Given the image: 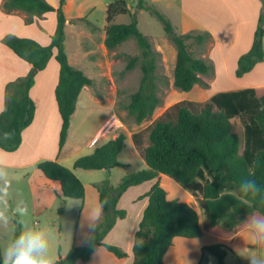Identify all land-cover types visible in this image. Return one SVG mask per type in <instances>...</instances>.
<instances>
[{
  "label": "trees",
  "instance_id": "obj_1",
  "mask_svg": "<svg viewBox=\"0 0 264 264\" xmlns=\"http://www.w3.org/2000/svg\"><path fill=\"white\" fill-rule=\"evenodd\" d=\"M260 1L263 10L259 16L254 42L250 51L238 61L237 78L251 72L258 63L264 61V0ZM138 3L141 10L162 23L165 33L177 49L174 86L189 93L195 86L204 85L202 77L212 76L214 65L206 58L194 57L186 42L194 38L197 43L202 44L206 39L211 41L212 35L208 32L196 36L193 33L178 34L172 22L152 3L146 0H138ZM65 4L66 0H60L59 6L55 8L46 0H4L3 9L6 13L20 10L37 17L49 12L57 14V28L47 46L33 39L12 35L2 40L3 44L32 67L26 77L9 83L6 88V110L0 113V149L6 152L19 149L24 130L33 123L35 104L30 91L35 83V76L47 67L53 56L60 65V78L55 91L63 121L60 150L67 143L81 92L95 83L94 79L69 62L64 45L67 22ZM107 14L109 25L106 48L114 51L134 38L141 50L138 56H120L129 59L127 70L134 69L138 63L141 65L140 86L131 95L126 110L137 126H143L152 121L161 105L156 74L160 53L140 30L135 13L131 14L129 24L112 23L117 16L129 14L126 0H115L109 6ZM27 21L30 23L33 20L29 18ZM80 21L93 26L84 19ZM172 112L176 113L175 119L171 118ZM238 117L243 129V144L240 135L232 127V120ZM136 138L135 134V145L141 150L147 169L125 176L116 187L113 186L110 170L108 171V176L97 185L103 218L95 225L89 243L86 246H72L66 257L53 264L87 261L98 246H104L118 258L127 257V253L121 248L104 242L117 221L126 217V211L118 210L117 204L131 186L158 179L163 175L173 179L192 194L202 195L204 227L201 226L197 210L180 199L171 198L160 180H157L145 196L148 198V205L139 230L135 233L133 251L136 258L141 257L136 264H167L165 256L173 246L175 238L200 241L209 236L220 241H230L241 231H252L255 222L264 219V86L218 93L204 104L180 102L148 127L149 145L146 148L142 149ZM126 140V135L120 133L116 139L98 147L93 154L79 158L74 167L83 170L124 167L118 158L126 148ZM37 167L48 180L60 185V215L64 213L67 200L84 201V184L70 168L53 160L42 161ZM244 181H255L259 192L243 191L241 184ZM222 222L226 225L225 229L221 226ZM15 225L17 229L13 244L22 235L20 220L16 219ZM257 247L259 248L258 245ZM201 252L203 255L210 253L216 256L219 264H226L228 254L234 253L232 248L219 242L202 245ZM0 264H4L1 230Z\"/></svg>",
  "mask_w": 264,
  "mask_h": 264
},
{
  "label": "crops",
  "instance_id": "obj_2",
  "mask_svg": "<svg viewBox=\"0 0 264 264\" xmlns=\"http://www.w3.org/2000/svg\"><path fill=\"white\" fill-rule=\"evenodd\" d=\"M46 1L57 8L60 0ZM114 1L66 0L64 6V14L67 20L64 45L69 62L75 68L82 70L91 79L94 78L83 67V64L97 69L101 64L100 62H102L103 54L109 51L105 46L107 27L109 25L107 12ZM146 1L152 3L176 28L181 29L180 32L183 34L198 31L208 32L212 35L211 47L202 56L210 60L214 65V78L211 80L208 78L211 81L208 82L211 87L202 89L201 92V97H204L206 101H210L218 93L264 86V61L258 63L251 72L243 77H236L240 57L250 51L254 42L259 16L263 10L260 0ZM3 4L4 0H0V105L5 108L7 85L26 77L32 67L3 44L2 40L6 36L12 35L19 38L33 39L39 44L47 46L51 43L52 36L57 28V14L49 12L37 17L20 10L6 13L3 9ZM120 16L124 15L117 16L112 23L129 24L131 22L130 20L129 23H116ZM29 18L33 20L30 23L27 21ZM81 19L90 22L93 26H88L85 22H81ZM68 51H70V56ZM73 55L75 56L72 59ZM74 59H77V61L75 60L74 62ZM233 75H235L236 79L233 78ZM59 78L60 65L56 61L55 56H53L47 67L35 76V83L30 91V96L35 104V116L33 123L23 132L21 146L15 152H6L0 149V209L1 205H8L10 209L12 208L13 214H16V210L26 209L30 211L31 216L41 217L45 212L61 207L62 202L58 197V194L61 193L60 185L48 180L37 167L38 163L42 161H57L63 166L70 168L84 184V201L76 200L71 207H75L77 210V221L75 222L76 238L73 246H86L89 243L95 225L103 218L102 210L100 215L96 216V211L101 209L100 193L97 185L108 176L109 170H83L75 168L74 165L79 157H77V151L84 147L88 149L86 151L87 155H91L98 147L104 144L98 140L101 138L104 127L111 119L108 117V113L102 110L103 120L98 124L94 133L87 137L82 146L74 142L73 120L76 118L81 96L85 93L86 102H89L90 107L100 106L98 98L90 94L88 92L89 87H86L79 96L77 109L72 117L67 143L60 150L59 141L63 121L55 95ZM208 79L203 76L204 82H207ZM121 125L125 127L122 123ZM122 126H116L114 132L117 130L121 131L123 129ZM113 139H109V141ZM127 146L128 140L126 148L118 158L119 162L124 165L121 168H128L130 165L127 161L123 162L120 160ZM131 146L133 153L137 154L135 147ZM80 147L82 148L79 149ZM114 170L110 169V179L113 178ZM79 172H83L80 174L90 179L84 181L79 176ZM95 174L100 175H96L97 178L90 177ZM124 177L121 178V181ZM15 182L21 186L14 185ZM156 182L157 179L131 186L121 196L117 204L118 210L126 211V217L117 221V224L106 236L104 242L121 248L127 253V257L118 258L104 246H98L87 261L79 260L75 264H136L138 258H136L133 251L135 233L139 230L140 222L148 205V198L145 196ZM112 184L116 187L120 183ZM65 204L67 207L65 209L68 210L69 203L66 202ZM66 212L64 210V213L60 216L62 219L65 218ZM11 224L13 229H17L14 222ZM21 225H24L22 219ZM245 231L253 233L251 230ZM243 232H239L234 239H238L240 233ZM81 235H83L82 239ZM179 240L180 243L178 242ZM190 242H197V240L175 238L173 246L165 256V262L167 264H182L183 260L180 258L182 248L187 249ZM204 255L199 252V257L202 256L203 258ZM198 259L192 260L191 263L199 264ZM57 260L58 258H54L51 261L54 263ZM138 260L140 261L141 257Z\"/></svg>",
  "mask_w": 264,
  "mask_h": 264
},
{
  "label": "rangeland",
  "instance_id": "obj_3",
  "mask_svg": "<svg viewBox=\"0 0 264 264\" xmlns=\"http://www.w3.org/2000/svg\"><path fill=\"white\" fill-rule=\"evenodd\" d=\"M126 1L128 4L129 14L118 17L116 23H129L131 20V14L135 13L138 17V20H140L141 31L149 38L154 49L160 53L156 74L158 75V94L161 98V105L152 118V121L143 126H137L134 118L130 116L126 110L130 103L131 95L138 90L142 79L140 63H138L134 69L127 70L126 68L129 59L125 56H120L127 54L134 57L141 54V50L139 49L136 40L131 38L127 42L117 47L114 51H108L107 53H104L102 56V62H100L101 64L97 69L90 67V65L83 64V67L86 68L91 77L95 79L94 85L89 87L88 92L98 98V103L100 106L94 108L90 107L89 102H86L84 93L83 96H81L78 104L76 118L73 120V131L75 133L74 142H77V144L80 146L85 143L88 136L94 133L98 124L103 120L104 116L101 113L102 110L108 113V117L111 119V121L104 127L101 138H99L98 141L101 142L102 139H105V141L102 143H106L109 141V139H113L114 137L116 139L120 133H124L126 135L128 146L120 157V160L123 162L127 161L130 165L128 168L113 169L114 174L111 181L112 183L117 184L121 182V178L123 176L147 169V164L142 156L141 150H139L135 145L134 135H137L136 139L139 141L141 148H146L149 145L148 127L156 119L163 116L174 105L180 102L192 101L194 103L201 104L208 102L204 99V97H201V92L202 89L211 87L208 82H211L210 80L214 78V74L212 76H204L206 79L209 78L210 80L208 79L207 82H204V85L195 86L194 89L189 93H185L177 89L174 86V73L177 62V49L174 43L165 33L162 23L154 16H151L148 12L139 8L138 0ZM180 30L181 29L178 27H175V31L182 35L183 33L180 32ZM187 33H193L194 36H196L202 32L191 31ZM211 42L212 40L209 41V39H206L204 43L199 44L194 40V38H192L187 40L186 44L194 57L203 58L202 56L205 55L211 47ZM69 52L70 51H68V54ZM74 56L75 55H73L72 59ZM75 60L77 61V59H74V62ZM233 78L236 79L235 75H233ZM171 118H176L175 112H172ZM121 123L125 127H123ZM116 126H122L123 129L121 131L117 130L114 132ZM232 127L233 130L240 135L243 144V129L241 119L239 117L232 120ZM111 131L112 133L110 134ZM131 145L135 147L138 152L137 154L133 153ZM81 148L82 147L79 149ZM87 150V148L83 147L80 151H77V157L79 156L78 159L87 156ZM80 173L83 172H79V176L84 181H88L90 179L82 176ZM96 175L99 176L100 174H95L90 177L95 178ZM207 178L211 180V177L207 176ZM157 180H160V183L164 186L171 198L180 199L194 207L199 213L201 226L204 227L205 215L201 209V201L203 198L202 195L199 193L192 194L181 187L173 179L165 175L159 176ZM14 185L20 184L15 182ZM226 192H231L234 194L236 193L235 191ZM74 201L76 200L66 201L69 203V205L68 210L65 209L67 212L64 219L60 217L62 215H60L58 212L60 207L54 210H49L41 217H37L31 216L30 211L26 209L21 211L16 210V214H13L12 208L10 209L8 205H1L0 213L3 214V219H0L2 230L1 245L4 254V260L6 261L8 258V251L14 245L13 237L15 235L16 229H13V225L11 223L14 222L15 224L16 219L20 220V222L22 219L24 222V225H21L22 234H43V237L47 243V247L43 252L37 251L34 253V255H36L38 258L42 257L49 260H54V258H58V260L60 258H64L62 256L67 255L70 248H72L74 245L76 238L75 222L77 221V210L75 207H71L72 203H75ZM221 226L223 229L226 228L224 222L221 223ZM252 234L253 233L250 231H244L243 233H240L238 239H233L230 241H219L216 238L210 239L209 236H205L200 241L197 240V242H190L187 249L182 248V255H180V258L183 260L182 264H192L191 261L198 258L201 259H198L199 264H219L216 256L210 253H205L203 258L202 256L199 257V252L201 253L200 245H209L213 244V242L214 244L215 242L222 243L225 246L233 249L234 253H229L225 259L226 264H250V260L247 257L251 253L249 251H244L243 253L238 254L235 249H250L252 252H256L258 255L259 248L257 245L250 243ZM80 237L82 239L83 235ZM178 242L180 243V240Z\"/></svg>",
  "mask_w": 264,
  "mask_h": 264
},
{
  "label": "clouds",
  "instance_id": "obj_4",
  "mask_svg": "<svg viewBox=\"0 0 264 264\" xmlns=\"http://www.w3.org/2000/svg\"><path fill=\"white\" fill-rule=\"evenodd\" d=\"M6 109L0 105V113ZM8 134H6L7 136ZM243 191L259 192V188L255 181H244L241 184ZM107 203V200L105 201ZM101 209L96 211V216L100 215ZM0 219H3V214L0 213ZM250 243L259 246V254L252 252L250 249H235L238 254L244 251H249L251 254L247 257L250 264H264V219L257 220L253 228ZM47 247V243L42 233H24L14 243L8 251V258L5 264H52V261L46 258H38L34 255L35 252H43Z\"/></svg>",
  "mask_w": 264,
  "mask_h": 264
},
{
  "label": "built area",
  "instance_id": "obj_5",
  "mask_svg": "<svg viewBox=\"0 0 264 264\" xmlns=\"http://www.w3.org/2000/svg\"><path fill=\"white\" fill-rule=\"evenodd\" d=\"M109 130H110V129H109ZM104 141H105V139H102V140H101V142H104Z\"/></svg>",
  "mask_w": 264,
  "mask_h": 264
},
{
  "label": "water",
  "instance_id": "obj_6",
  "mask_svg": "<svg viewBox=\"0 0 264 264\" xmlns=\"http://www.w3.org/2000/svg\"><path fill=\"white\" fill-rule=\"evenodd\" d=\"M107 170H110V168L108 167Z\"/></svg>",
  "mask_w": 264,
  "mask_h": 264
}]
</instances>
